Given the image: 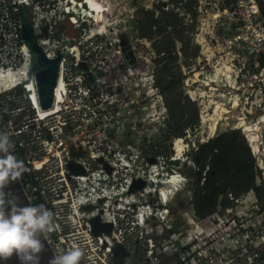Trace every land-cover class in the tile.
<instances>
[{"label": "rangeland", "instance_id": "1", "mask_svg": "<svg viewBox=\"0 0 264 264\" xmlns=\"http://www.w3.org/2000/svg\"><path fill=\"white\" fill-rule=\"evenodd\" d=\"M168 7L177 15L165 12ZM26 9L27 30L46 52L55 56L77 48L64 61L67 96L61 109L40 128L44 139L49 131L63 142L57 149L63 174L71 178L75 212L68 206V213H60L61 233L68 244L84 250L80 264H264V210L253 191L228 199L204 219L193 208L199 174L191 156L200 144L193 138L201 118L219 108L226 111L216 134L233 128L244 134L260 171L256 185H262L264 195V68L250 51L248 22L199 0H34ZM151 12L160 23L145 26L144 33L183 39L181 45L175 38L177 62L171 57L176 55H169L167 63L191 103L186 101L183 116L170 123L153 84V45L138 26ZM168 21L174 26L165 27ZM0 25L14 31L2 14ZM157 46L171 51L168 42L160 40ZM88 77L96 83L90 90L84 85ZM14 100V107L21 106L18 123L27 119L33 130L39 128L27 101ZM194 113L192 130L186 124ZM173 128H186L180 155ZM170 159L177 165L164 164ZM175 173L185 188L164 203L161 183ZM100 199L115 217L111 230L119 247L112 256L95 237L98 227L91 231L85 226L83 207L77 204L84 200L97 206Z\"/></svg>", "mask_w": 264, "mask_h": 264}, {"label": "built area", "instance_id": "2", "mask_svg": "<svg viewBox=\"0 0 264 264\" xmlns=\"http://www.w3.org/2000/svg\"><path fill=\"white\" fill-rule=\"evenodd\" d=\"M226 1L227 0H199L200 3L204 2L209 5V8L223 6ZM33 2L34 1L32 0H0V14H2L6 20H11L14 24V31L10 33L0 25V131L9 134L12 143L11 151L19 160L24 162L26 168V171L22 174L20 179L11 182L6 186L5 192L11 193L17 197L22 196L27 203H44L53 211L55 229L48 235L47 240L43 237L42 238L54 256V250L65 251L69 249L70 246H77V244H74L73 242L68 244L62 237L61 229L63 224L59 217L60 213H68V206L69 211L71 209L75 212V204L70 187L71 183L69 184L71 178L67 176V178H65L63 174V163L57 149L63 142L57 137V134L49 131L46 132L47 134L44 139L43 132L40 128V123L47 120L53 114L40 117L38 108L33 107L25 97L23 86L20 81V78L23 75L21 73L28 68L30 55L24 48V42L20 35V30L19 34H17V30L20 29V19H18L19 16L16 13H18L19 8L22 7L28 17V11L26 8H28ZM17 4H20L18 8L17 6L15 7ZM80 6H82V4H80ZM222 8L224 12L227 13L228 10H231V14H236L243 21L248 22L246 29L250 28L252 31V34H250L252 36L250 51L256 57L264 50V18L260 14L257 1L231 0L227 6ZM12 10H14V12H12ZM93 19L94 18H92V20ZM231 23L233 24V21ZM243 40L248 41L246 39ZM44 52L47 56L49 55L45 50ZM52 57L54 56L52 55ZM62 72V80L66 83L64 69ZM16 74H21V76L17 77L18 75L16 76ZM33 77L34 73H31L30 78ZM14 99L17 101H27L28 105L36 113L34 123H36L39 128L33 130L29 123L26 122L27 119L18 123L17 120L22 116V112L20 108L21 106L14 107L12 102L15 101ZM43 128L45 129V127ZM27 136L32 139V141H30L32 142L31 144L24 140ZM56 139L59 140V143L56 148H53L54 152H52V144L56 142ZM51 157L54 158V160L52 159V162L55 163V165L57 164L58 170H56V166L54 167L50 162ZM39 162H43L41 166L37 165ZM83 181H85V179ZM111 218L115 223L114 214ZM108 253L111 255L110 252ZM89 256L90 255L87 254L86 257ZM92 259L94 258L92 257ZM253 259L254 255H251V261Z\"/></svg>", "mask_w": 264, "mask_h": 264}, {"label": "trees", "instance_id": "3", "mask_svg": "<svg viewBox=\"0 0 264 264\" xmlns=\"http://www.w3.org/2000/svg\"><path fill=\"white\" fill-rule=\"evenodd\" d=\"M185 1L188 4L192 0ZM256 1L260 14L264 18V0ZM230 2L231 0H227L222 7L227 6ZM165 12L174 14V16L177 15L173 12V8L168 7ZM153 15L154 13L151 12L145 21L138 20V26L142 37L151 41L153 45L152 51L156 57L153 84L163 98L164 107L167 111V121L170 123L183 116L186 101L191 103V99L186 95L182 96L181 79L172 74V68L167 63V56L169 55H176L171 57L174 62H177L178 51L173 48L175 38L179 40L181 45H183V39L179 34L175 38L172 35L156 38L154 36L156 31H153V34L151 32L144 33L145 26L151 28L160 23L153 18ZM166 26L173 27L174 23L168 21L165 24ZM163 29L166 31L165 28ZM160 40L162 45L168 42L171 51L167 48H161L162 46L156 47ZM195 52L193 56H196ZM256 61L261 68H264V50L256 56ZM82 66V64L77 65V67L83 69ZM84 81V85L88 90L96 85L94 78H84ZM196 117L197 113H194L191 122H189L190 124H186V128L191 129L193 127L197 120ZM186 128H173L175 131L174 136L183 137ZM248 143L249 141L247 142L244 134L239 129L233 128L220 132L207 141L200 143L192 152L191 159L199 174V180L195 185L193 194L194 214L198 218L204 219L218 212L219 207L226 206L228 199L237 198L248 191L255 193L261 204V209L264 210V195L260 193L263 187L260 184L256 185V177L257 175L260 176V171L255 165L249 146L250 143ZM177 163L176 159L167 160V163L164 161V164L177 165ZM184 251L187 252L188 250L184 249Z\"/></svg>", "mask_w": 264, "mask_h": 264}, {"label": "clouds", "instance_id": "4", "mask_svg": "<svg viewBox=\"0 0 264 264\" xmlns=\"http://www.w3.org/2000/svg\"><path fill=\"white\" fill-rule=\"evenodd\" d=\"M11 149L9 134L0 131V259L8 260L15 254L22 264H40L38 254L44 250L41 237L47 240L54 231V213L44 203L21 205L19 197L5 192L6 186L26 171L24 162ZM84 255L75 245L65 251L54 250L49 264H80Z\"/></svg>", "mask_w": 264, "mask_h": 264}, {"label": "bare ground", "instance_id": "5", "mask_svg": "<svg viewBox=\"0 0 264 264\" xmlns=\"http://www.w3.org/2000/svg\"><path fill=\"white\" fill-rule=\"evenodd\" d=\"M21 18L22 25L28 27L29 21L25 11H22ZM33 34L35 36L34 32ZM33 40L35 41V39ZM23 42L24 48L29 52L30 55L28 68L25 69L23 73H21L23 75L20 78L25 97L29 100L33 107L38 108L40 117L55 114L61 109L62 102H64L66 98V85L62 80L64 61L68 55L75 53L77 48L76 46H70L67 49L61 51L63 54V58L61 61H59L57 80L52 95V102L50 106L45 107V105H42L39 102L37 91L35 88L34 77L30 78L31 73H34L37 68L44 65L41 63L38 53H36L31 47L32 42L28 40H23ZM48 56L52 57V54L49 53ZM21 74H16V76L18 75L17 77H19L21 76ZM225 111L226 110L224 108H219L215 109L213 114L208 116L207 118L204 115L199 121L200 127L194 135L193 139L201 143L209 139L211 136H215V134L220 130V124L218 122L220 119V115L223 114ZM173 142L177 154L180 155V153L185 147V145L182 144L183 138H174ZM84 144V140H82V145ZM86 157L87 154L84 155V158ZM69 162L76 163L73 157L69 158ZM42 163L43 162H39L37 163V165L41 166ZM161 185L162 188L160 189V194H162V199L164 203H167L172 198V195L176 194L179 191H182L185 188L184 179L181 175L176 173L164 179ZM98 202L99 205L97 206H93V204L88 203V201L84 200H79L77 204H80L83 207L82 212H84L86 216V219L84 220L85 226L91 229V231L98 227V231L94 232L96 239H99V241H101V244L104 246V248L107 249L108 252L114 253L119 247V243L118 241H116V237H114L115 235L113 236V232L111 230V227H113L114 225L111 219V211L110 209L105 211L106 208L101 207V199Z\"/></svg>", "mask_w": 264, "mask_h": 264}, {"label": "water", "instance_id": "6", "mask_svg": "<svg viewBox=\"0 0 264 264\" xmlns=\"http://www.w3.org/2000/svg\"><path fill=\"white\" fill-rule=\"evenodd\" d=\"M22 11H24V9L20 7L19 12H18L19 19H20V35L24 41L28 40L32 42L31 47L36 53H38L40 61L44 65V66L37 68L34 71V77H35L37 96H38L39 102L40 104L45 105V107H48L51 105V102H52V97H53L52 95H53V91H54L56 80H57L59 61L62 60L63 54L61 51L54 57H49L47 56V54H45L43 48L41 47V45L38 44L37 40L35 41L33 40L34 34L32 30H27L28 27L22 25V22H21ZM212 137L214 136H211L210 138Z\"/></svg>", "mask_w": 264, "mask_h": 264}, {"label": "crops", "instance_id": "7", "mask_svg": "<svg viewBox=\"0 0 264 264\" xmlns=\"http://www.w3.org/2000/svg\"><path fill=\"white\" fill-rule=\"evenodd\" d=\"M19 202L21 205L28 204L22 196H19ZM41 240L42 243L44 244V250L40 254H38L40 256V264H49V260L52 259L51 257H53V255H51L52 253L46 242L42 238ZM0 264H22V262L15 254H13V256L8 260L0 259Z\"/></svg>", "mask_w": 264, "mask_h": 264}, {"label": "flooded vegetation", "instance_id": "8", "mask_svg": "<svg viewBox=\"0 0 264 264\" xmlns=\"http://www.w3.org/2000/svg\"><path fill=\"white\" fill-rule=\"evenodd\" d=\"M1 99V98H0ZM30 116V115H29ZM56 168H57V164H56ZM42 238V237H41ZM43 239V238H42ZM44 240V239H43ZM52 255V254H51ZM51 258H53V257H51Z\"/></svg>", "mask_w": 264, "mask_h": 264}]
</instances>
